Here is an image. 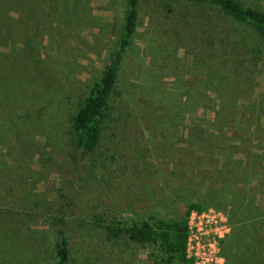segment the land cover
<instances>
[{
	"label": "rangeland",
	"instance_id": "obj_1",
	"mask_svg": "<svg viewBox=\"0 0 264 264\" xmlns=\"http://www.w3.org/2000/svg\"><path fill=\"white\" fill-rule=\"evenodd\" d=\"M241 1L264 12V0ZM79 3L84 23L73 30L54 15L5 8L0 264H56L60 237L69 264H163L158 246L110 238L106 227L180 218L192 203L223 210L235 242L254 214L226 186L242 180L249 205L264 213V42L212 7L138 0L136 31L89 153L73 143L72 117L119 45L126 0ZM256 44L262 53L252 57L246 49ZM226 157H236L229 164L241 179L221 174ZM259 234L264 241V227Z\"/></svg>",
	"mask_w": 264,
	"mask_h": 264
},
{
	"label": "trees",
	"instance_id": "obj_2",
	"mask_svg": "<svg viewBox=\"0 0 264 264\" xmlns=\"http://www.w3.org/2000/svg\"><path fill=\"white\" fill-rule=\"evenodd\" d=\"M6 0L5 3L0 2V29L3 25V15L6 14V9L12 7L13 10L30 11L34 17L43 19L45 17H53L61 21V26L73 30L77 26H82L83 20L78 21L77 17L83 11L80 6V0ZM189 5L196 7L209 6L218 12H221L234 21L246 24L252 28L254 33L264 42V12L258 8L252 7L241 0H188ZM73 12L74 20L68 14ZM56 13V15L54 14ZM138 15V0H126V10L124 15V24L119 45L112 55L108 64L104 67L100 78L93 82L87 95L80 102L75 114L72 117V133L74 145L86 152H93L97 148L103 122L107 116L109 109V100L114 92L120 65L123 60V55L127 46L130 44L132 37L135 34ZM12 23L13 22H9ZM35 24L38 27L39 24ZM14 26V25H13ZM15 28V27H14ZM1 38V37H0ZM211 42L214 41L210 39ZM246 52L252 57L262 53V49L256 46H249ZM33 58V53L28 54ZM21 64V63H20ZM22 66V64H21ZM28 71L27 67L22 66V75ZM33 82V81H32ZM23 86V85H22ZM29 90V89H28ZM236 114L239 115L238 112ZM235 114V115H236ZM241 114V113H240ZM231 121L234 120L230 117ZM234 139L240 140V137ZM228 164L225 165V170L221 168V174L226 176L235 175L237 179H241V175L235 170L236 167L229 164L233 157L225 158ZM227 173L229 175H227ZM240 176V177H239ZM226 183L225 182V186ZM242 180H237L236 188H233L229 183L226 186L231 193L236 196L238 207L254 214L252 221L244 223L239 230V236L236 241L226 239L222 241V254L226 264H263L264 260V241L259 234V228L264 227V213L259 212V209L253 205H249L253 199L251 193L238 184ZM224 186V184H223ZM222 186V187H223ZM240 208V207H239ZM192 209L202 210L198 204H189L185 210L184 216L180 218H170L168 220L157 218L150 215L147 219L136 220L130 223L119 225H108L106 233L111 238H118L125 234L132 242L146 246L152 244L158 246L162 251L161 262L163 264H171L178 261L182 264H193L191 259H188L185 254V240L187 231V216ZM62 235V233H60ZM228 239V243L226 240ZM226 242V243H225ZM235 248V249H234ZM56 256V264H69V248L68 242L64 237H60L54 244Z\"/></svg>",
	"mask_w": 264,
	"mask_h": 264
},
{
	"label": "built area",
	"instance_id": "obj_3",
	"mask_svg": "<svg viewBox=\"0 0 264 264\" xmlns=\"http://www.w3.org/2000/svg\"><path fill=\"white\" fill-rule=\"evenodd\" d=\"M186 224V257L193 264H223L222 241L231 232L227 214L215 207L192 209Z\"/></svg>",
	"mask_w": 264,
	"mask_h": 264
},
{
	"label": "crops",
	"instance_id": "obj_4",
	"mask_svg": "<svg viewBox=\"0 0 264 264\" xmlns=\"http://www.w3.org/2000/svg\"><path fill=\"white\" fill-rule=\"evenodd\" d=\"M233 158H236V157H233ZM247 190L250 191V187H247Z\"/></svg>",
	"mask_w": 264,
	"mask_h": 264
}]
</instances>
